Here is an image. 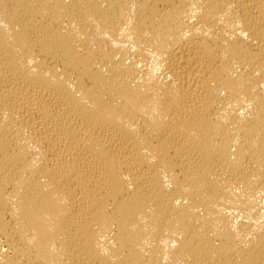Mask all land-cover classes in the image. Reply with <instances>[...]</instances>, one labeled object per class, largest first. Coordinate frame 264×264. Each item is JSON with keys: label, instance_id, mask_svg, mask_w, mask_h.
<instances>
[{"label": "bare ground", "instance_id": "6f19581e", "mask_svg": "<svg viewBox=\"0 0 264 264\" xmlns=\"http://www.w3.org/2000/svg\"><path fill=\"white\" fill-rule=\"evenodd\" d=\"M0 264H264V0H0Z\"/></svg>", "mask_w": 264, "mask_h": 264}]
</instances>
